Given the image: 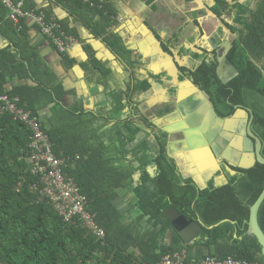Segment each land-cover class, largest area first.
I'll return each mask as SVG.
<instances>
[{
  "label": "trees",
  "instance_id": "16d2710c",
  "mask_svg": "<svg viewBox=\"0 0 264 264\" xmlns=\"http://www.w3.org/2000/svg\"><path fill=\"white\" fill-rule=\"evenodd\" d=\"M48 1L49 6L37 9L32 0H24L23 10L43 12L49 20L55 18L52 7L60 8L66 16L55 20L88 53L83 63L85 80L105 85L113 72L79 38L76 25L86 28L124 65L128 74L124 89L112 91L105 105L93 110L62 102L61 82L30 46L27 22L21 19L14 24L0 4V37L8 42L6 48H0V95L19 98L18 106L39 118L54 154L65 160V173L86 197L87 209L104 230L105 239L103 244L96 241L79 225L64 223L48 203L35 202L37 196L30 186L38 178L31 175L25 160L30 132L4 114L0 115V264H158L165 256L182 251L185 264L206 257L263 262L261 247L248 233L247 221L250 207L264 188V166L256 163L228 176L221 186L210 183L204 191L191 179L180 178L164 158L161 144L156 159L140 158L134 167L132 115L133 104L138 103H133V97L148 91L150 83L135 79V71L143 65L126 50L117 31L113 18L126 17L123 2ZM154 1L147 0L149 4ZM247 2L244 6L238 0L204 2L205 9L232 36L225 58L237 75L226 83L217 75L215 52L207 56L189 48L199 35L186 37L179 28L167 37L161 38L159 33L155 37L163 51H178L180 58L188 59V66L178 68L180 78L204 91L219 117L233 116L238 107L250 109L251 131L261 142L264 158V0ZM32 27L37 30L36 25ZM61 56L72 67L73 62ZM15 78L26 83L8 88ZM148 166L156 168L153 175ZM169 207L202 228L189 243L175 233L166 240L173 231L164 215ZM257 222L264 233V201Z\"/></svg>",
  "mask_w": 264,
  "mask_h": 264
},
{
  "label": "flooded vegetation",
  "instance_id": "af4514ba",
  "mask_svg": "<svg viewBox=\"0 0 264 264\" xmlns=\"http://www.w3.org/2000/svg\"><path fill=\"white\" fill-rule=\"evenodd\" d=\"M205 13L200 14L198 19L203 20L207 16ZM213 19L214 22L210 21L206 26L203 25V22L202 25L199 22L201 33L196 34V36L199 35L195 41L197 42L196 52H202L207 56L215 52L218 61L225 52L227 44H231L232 36L217 18L213 17ZM202 36H205L206 39H203ZM185 66H188V59ZM180 76L179 73V82L184 81L185 79H181ZM223 76H230L227 68H224ZM146 80L150 83V88L152 83L157 84L160 80H163L167 87L174 85L164 75ZM126 81L127 78L124 80V86ZM178 88L180 89V87ZM173 92L172 89L170 92H166L165 98L155 106L143 105L137 99L138 93L134 95L133 103L138 104H133L132 115L133 166L138 167L135 161L140 158L149 161L156 159L158 157L156 150L161 144L164 147V158L174 167L180 178L191 179L199 191L206 190L210 183L214 186H221L226 183L228 176H236L238 173L240 174V170H247L242 166L249 164L247 156L253 152L255 146L254 141L247 135L248 122L252 115L250 109L236 108L233 116L237 115L240 118L236 127L222 126L220 128L216 122L209 121V116L201 106L199 99L195 100L192 98L193 96H189L184 101H180L178 99L179 90H177L176 98H174ZM172 99L175 104L172 103ZM240 108L248 111L244 117L237 114ZM219 118L222 119V117ZM251 126L252 122L250 130ZM147 171L153 175L156 168L148 166ZM137 175V173L134 174V180L137 179ZM174 233L178 234L173 230L169 232L166 240H169L168 237Z\"/></svg>",
  "mask_w": 264,
  "mask_h": 264
},
{
  "label": "crops",
  "instance_id": "0c3cea01",
  "mask_svg": "<svg viewBox=\"0 0 264 264\" xmlns=\"http://www.w3.org/2000/svg\"><path fill=\"white\" fill-rule=\"evenodd\" d=\"M123 5H127L124 9L126 13V23L119 25L117 31L125 44L126 50L131 53V56L138 57L142 63V67L135 71V77L137 81L146 80L153 77H158V75H164L165 70L162 68L160 57L155 51V45L151 42L148 37L144 36L145 32L139 27V23H143L152 33H159L163 37L169 36L176 29L182 28L186 32V37L195 36L198 32L196 28L198 26L194 25V21L201 23L206 26L210 21L214 22L211 15H207L203 20L198 19L199 15L205 13L204 6L200 5V2L204 5L206 0H191L185 2V0H155L151 4L147 0H121ZM32 4L35 8L41 9L49 6L48 0H32ZM247 0H238V5H247ZM53 15L56 19L65 18V13L58 7H52ZM206 14V13H205ZM32 23L27 22L29 28L28 31V41L30 46L36 50L40 58L44 63L55 72L58 76L61 85L63 87V82L69 80V75L72 70H75L77 75H80L83 70V63L88 59V53L84 49L83 44L80 43L79 46L74 49L69 50L65 55L67 58L73 62L72 67L68 68L63 62L62 56L52 47L51 43L42 37L36 29L32 27ZM200 25V28H201ZM79 38L84 42V44L89 45V49L94 53L95 57L98 55L96 47H94L90 41H99L92 37V35L81 25H76ZM207 30V29H206ZM146 35V34H145ZM92 41V42H94ZM8 42L0 37V48H6ZM153 51V52H152ZM119 66L123 70L122 73L113 72L112 78L105 85H91L87 81V85L91 88L89 89V94L94 100V109L98 106L105 105L107 97L112 91H121L124 89V80L127 78L128 74L125 72L124 65ZM107 67L109 64L107 63ZM83 70V71H82ZM75 73V74H76ZM76 79L75 76H73ZM162 79V78H161ZM76 81V80H75ZM25 81H20L18 79H13L8 85V88L12 86H18L25 84ZM29 84V83H28ZM163 80L158 81L157 84L152 83L151 88L146 93H138V101H141L143 105L155 106L166 96V92L174 90V98L177 96V90H179L178 95L180 101H184L186 98L191 96L189 90L183 86L178 88L177 85H172L167 87ZM64 90V88H63ZM65 95H70L71 100H67L69 105H80L84 107L83 102L85 101L82 97H77L75 89L64 90ZM62 96V98H63ZM171 96V95H170ZM172 99V103H174ZM175 104V103H174Z\"/></svg>",
  "mask_w": 264,
  "mask_h": 264
},
{
  "label": "built area",
  "instance_id": "2783aa9c",
  "mask_svg": "<svg viewBox=\"0 0 264 264\" xmlns=\"http://www.w3.org/2000/svg\"><path fill=\"white\" fill-rule=\"evenodd\" d=\"M0 4L8 10V18L14 24H18L22 19L36 25L38 33L47 39L60 55H65L69 50L80 45L76 38L63 32L55 18L47 20L43 12L23 10L24 0H0ZM113 19L116 26L127 20L121 15ZM18 103L17 97L9 98L6 95H0V115L12 116L30 132L25 160L31 175L38 178L37 183L30 186V190L37 196L35 202L48 203L64 223L79 225L90 232L96 241L103 244L105 232L95 222L94 214L88 211L86 197L81 194L75 181L65 173V160L54 154L53 145L48 135L42 130L39 118L19 107ZM185 256L184 251L169 254L158 264H185ZM191 264H264V261L249 263L232 257L219 261L214 257H206Z\"/></svg>",
  "mask_w": 264,
  "mask_h": 264
},
{
  "label": "water",
  "instance_id": "95a60500",
  "mask_svg": "<svg viewBox=\"0 0 264 264\" xmlns=\"http://www.w3.org/2000/svg\"><path fill=\"white\" fill-rule=\"evenodd\" d=\"M200 5L203 7L204 5L200 2ZM127 5L124 6V9H126ZM205 8V7H204ZM207 15H211L216 18V16L210 12L209 10H206ZM139 27L145 32L144 36L148 37V39L151 40V42L155 45V51L156 53L162 57V60H160V63L162 65V68L165 70V74L167 77L172 81L173 84L183 87L185 86L189 92L191 93L192 98L199 99L201 102V106L204 107V110L207 112L209 116V121H213L217 123V126L220 128L222 126L224 127H236V125L240 122V118L235 115L231 118H219L215 111L213 104L211 103L209 96L202 90H200L197 86L193 84V82L189 79H185L182 82H179L178 80V75H179V70L178 68L181 66H184L187 62V58L183 57L180 58L178 55V51L172 50L171 54H168L167 52L163 51L161 48V43L160 41L155 37V35L152 33L151 30H149L143 23H139ZM88 31V30H87ZM196 31L198 33H201V28L200 24L196 28ZM89 32V31H88ZM93 37V36H92ZM161 38H164L163 36L160 35ZM204 39L205 36H202ZM206 39V38H205ZM94 41V40H92ZM90 43L96 47V51L98 52V55H96V59L101 62H106L109 64V68L111 71H115L117 73H122L123 70L119 66L118 60L116 57L112 54V52L106 48V46L101 42V41H94ZM231 47L230 44H227L226 50L223 53V55L218 59V68H217V75L221 79L223 83L228 82L229 80L233 79L236 75L237 72L234 69V67L227 63L225 55L228 52L229 48ZM192 51L196 52L197 50V42H194L193 44L190 45L189 47ZM153 52V51H152ZM224 68H227L228 71L230 72L229 77L223 76L224 74ZM83 71V70H82ZM75 70H72V73L69 75V80H66L63 82V88L65 91H68V89H75L76 90V95L77 97H82L85 99L83 102L84 104V109L87 110H92L94 108V100L91 98L89 94V89H91L85 80V72L83 71L80 75L75 74ZM76 79H74V77ZM76 80V81H75ZM70 95H65L62 98V102L65 104L69 105V103L66 101L67 98L68 100L70 99ZM247 110L244 109H239L237 111V114L239 113L241 116H245ZM253 116H250V120L248 122V127H247V135L251 140L254 141L255 146L253 148V152L247 156L249 159V164L242 166L244 169H248L251 166H253L255 163H258L260 165L264 166V158L261 156L260 151H261V142L260 140L251 132L250 130V125L252 122ZM264 201V188L262 189L260 195L256 199V201L253 203V205L249 209V218L247 221V226H248V233L253 235L258 244L261 247V253L262 256L264 257V233L260 229L258 222H257V213L258 210ZM164 215L170 222L173 230L179 234V236L182 238L184 243H189L197 234H199L202 231V228L200 225L196 222H193L192 220L184 217L181 215L175 208L169 207L165 212ZM223 222V221H222ZM211 228V227H210Z\"/></svg>",
  "mask_w": 264,
  "mask_h": 264
}]
</instances>
